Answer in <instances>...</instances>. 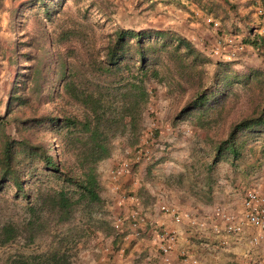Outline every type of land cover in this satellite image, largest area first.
Instances as JSON below:
<instances>
[{
    "label": "trees",
    "instance_id": "trees-1",
    "mask_svg": "<svg viewBox=\"0 0 264 264\" xmlns=\"http://www.w3.org/2000/svg\"><path fill=\"white\" fill-rule=\"evenodd\" d=\"M65 1L29 0L16 8L12 2L7 8L0 0V21L5 16L19 35L9 56L0 42V70L5 62L14 69L0 112V196L13 202L8 216L2 217L0 209V264H77L98 238L110 239V249L119 252L128 237L130 243L144 236L155 239L156 230H169L143 217L144 208L155 202L146 203L139 192L125 193L132 209L113 218L102 196L100 167L115 155L116 141L124 139L133 151L141 150L153 85L164 88L170 100L172 128L188 116L193 136L206 133L205 141L193 138L187 166L193 177L183 181L189 174L181 175L176 181L192 195L195 209L214 205L212 172L219 162L232 168L230 180L239 183L234 188L243 199L248 189H258L252 183L264 160V71L232 73L229 66L235 60L213 61L212 51L206 54L173 31L125 27L113 16L111 0H72L64 8ZM207 1L208 10L197 7L206 17L243 20L248 32L243 44L264 62V37L255 31L264 15L254 21L249 12L239 14L234 0ZM145 2L139 0L137 6ZM254 4L263 7L264 0H247L243 8ZM153 8L147 3L149 13ZM39 14L45 28L41 40L26 30L16 32ZM94 15L113 21L115 28L97 31ZM216 56L226 58L223 51ZM209 67H214L211 75ZM153 132L158 136L159 131ZM129 166L122 158L110 176L122 177ZM160 203L155 209L166 216ZM240 212L241 220L243 201ZM214 230L225 236L224 230ZM153 241L159 255L173 251L174 246L164 254L165 243ZM242 261L258 262L251 256Z\"/></svg>",
    "mask_w": 264,
    "mask_h": 264
},
{
    "label": "rangeland",
    "instance_id": "rangeland-1",
    "mask_svg": "<svg viewBox=\"0 0 264 264\" xmlns=\"http://www.w3.org/2000/svg\"><path fill=\"white\" fill-rule=\"evenodd\" d=\"M27 1L29 0H4V5L9 8L13 2L15 5L13 7L16 8ZM111 1L114 2V6L111 8L113 16L125 27H131L136 30L147 29L173 31L188 40L190 39L188 38V35L190 34V36L195 37V45L199 49L204 48L206 54H209V51L212 49L223 51L226 58H221L220 56L211 53L212 57H209L213 61L218 60V58L235 60V63L237 64L229 66V70L232 73L247 74L250 69H260L264 71V62L256 57L249 46L243 44L242 39L248 33L247 28L244 27L243 20L236 22L235 17L232 16L230 19H227L226 22H222L220 20V18L222 19V14L218 15V17L214 14L206 17L200 9V11L194 10V12H197V15H195L191 10L194 7L190 6L191 3L189 4L186 0H168L167 3H164L165 0H148V2L141 4V6H137L139 0ZM197 1L198 3L192 2L193 6L198 8L203 7L206 10L211 8L209 1ZM218 1L220 2V0ZM234 1L238 3L240 15L249 12L250 15H248L254 21L262 20V15L258 12V4H254L252 7L248 6L245 10L243 6L247 0ZM223 2L221 1L222 5ZM72 3V0H66L64 8L71 6ZM147 3H151L153 7L155 6L153 12L149 13L146 10ZM25 7L27 8L28 6ZM219 10L222 11V9ZM42 17L43 16L39 14L37 17L27 21L25 25L23 24L22 27L19 28L17 26L16 32L20 34L21 31L26 30L29 35L41 40L44 37L43 34L45 30ZM209 18L218 23V27L210 25L207 22ZM94 21L97 22L94 23ZM91 23H94L97 31L100 27H102V31L104 32H108L115 28L113 21H107L102 16L94 15L91 18ZM191 23L194 25H200L198 26V30L187 27V25ZM9 24L10 23H8L5 16L0 21V42L3 44L7 56L11 54L12 47L14 46V37L19 36L13 32L12 27ZM233 24L236 25L235 30ZM192 30L197 31L199 34L196 32V34L193 35L190 33ZM255 31L264 37V23ZM3 66L4 67L0 70V112L4 109L6 94L14 77V69L8 66L6 62L3 63ZM213 70L214 67L208 68L209 75L213 73ZM233 86L238 87L235 85ZM152 88L156 90V93L154 95L152 94L148 109L143 115L146 130L141 138V150H139V152L133 151L132 148L128 147L126 141L121 139L116 141L117 150L115 154L121 155L123 159H126L127 163L130 164V171L125 172L123 176H130L128 179L138 187L137 191L131 192V194L139 192L140 196L144 198L146 203L154 200V206H156L155 204L158 201H161V203L166 202L168 205L170 204L181 214L182 221L183 215L179 208L175 206L176 203L185 205L188 208L196 207L192 206V195L187 190L180 189V186L176 184V181H178L177 177L189 174V177L183 181H188L190 177H193L192 169L189 168L190 171L187 172V166L190 164L192 148L195 146L193 138H195V140L205 141L206 133L203 131H197L196 136H193L195 131L189 123L190 118L188 116L178 127L172 128L169 124L172 106H170V100L165 96V90L158 85H153ZM155 130L159 131L158 136L154 135L153 131ZM257 144L258 142L253 144L254 150H258ZM258 157L259 155L252 161L259 160ZM205 159H207V154L205 155ZM259 168V176L256 178L255 182L252 183V186L257 187L264 193V160L261 161ZM212 175L216 182V189L213 194L214 205L201 206L200 208L207 210V208L210 207L213 210V213L215 212L214 214H216L217 217H220L221 222L220 225H212V228L223 231L225 219L222 218V216H230L231 220L235 223L239 221L241 212L231 213L230 210L235 211L237 206H234L235 209H233L231 204H237L239 201L241 202L243 199V193L241 190L234 188V186L239 187V183L231 182L232 168L228 163L219 162L214 167ZM125 196H127V194H125ZM1 198L2 196H0V209L3 211L2 217L8 216L13 202L9 197V202L7 203ZM150 208L151 206L149 208L147 206L144 208L146 210L142 211L144 214L143 217H146L147 220H151L152 218L148 215L151 213ZM209 212L210 210L207 213ZM106 215L109 216L108 214ZM106 215L105 217H107ZM113 216L111 217L113 218ZM181 221L179 223H181ZM243 227L245 228V232H242L241 235L239 234V236L237 235L235 237L231 235L227 236L226 234L225 236H222L221 232L218 233L217 236H219L222 241L217 240L219 243H213L214 247L219 246L216 249L215 256L213 255L220 259L218 262L226 261V259L222 257V253L225 251L224 253L229 254L226 256L228 261L230 260L229 262L234 261L233 263L242 264V259L244 257L251 256L255 262L258 261L255 264H264V233L260 236L258 233H254L245 226ZM255 237L258 238L257 244L253 242ZM227 244L230 245L227 246ZM77 264L80 263L78 262Z\"/></svg>",
    "mask_w": 264,
    "mask_h": 264
},
{
    "label": "crops",
    "instance_id": "crops-1",
    "mask_svg": "<svg viewBox=\"0 0 264 264\" xmlns=\"http://www.w3.org/2000/svg\"><path fill=\"white\" fill-rule=\"evenodd\" d=\"M190 6L194 7L191 9L193 12L194 10H198L193 4H190ZM194 13L197 15L196 11ZM198 26L200 25H194L192 23L187 25V27L195 28V30H198ZM196 32L197 31L192 30L190 33L195 35ZM197 34L199 33L197 32ZM188 36L187 37L190 38L189 40L195 44V37L190 36V34ZM200 49L204 50V48ZM122 158L121 155L115 154L111 159L103 162L100 167V174L104 185L102 196H106L103 198L108 200L109 210L111 216L114 215L113 217L129 213L130 209H132V204L130 199L128 200L125 198L124 194L136 192L138 188L136 184L128 179L130 176L122 175V177H118L117 179H112L113 176H110V171L118 165V162L121 161ZM260 194L264 197V193L261 190ZM242 201L243 199L237 204L232 203L231 207H233V209H235L234 206L237 207L235 211L230 210V212H240ZM175 206L179 208L183 215L181 223H175L170 217L159 215L155 206H151V213L148 214L152 217L151 219H155L159 224H163L169 230L176 232L177 241L171 253L165 256L159 255L155 249L153 236L152 238L144 236V238L133 240L131 243L130 240L132 239L128 237V239L123 242V249H125L126 252H124L123 249L119 252H114L110 249V239L102 240V238H98L91 243V247L88 250L81 254L80 264H164L168 259L172 261V264H229L230 260L228 261L226 257L229 254L224 253L225 251L222 253V257H224L226 261L218 262L220 259L214 257L216 249L219 246L214 247L213 243L218 242L217 240L222 241V239L216 235L212 225H220V217H217L210 207L206 210L202 208H188L179 203H176ZM149 207L150 206H148V208ZM209 210L210 212L207 213ZM149 235L150 234H148V236ZM229 245L230 244H227V246ZM181 255H184L186 258L180 260L179 256Z\"/></svg>",
    "mask_w": 264,
    "mask_h": 264
},
{
    "label": "built area",
    "instance_id": "built-area-1",
    "mask_svg": "<svg viewBox=\"0 0 264 264\" xmlns=\"http://www.w3.org/2000/svg\"><path fill=\"white\" fill-rule=\"evenodd\" d=\"M258 12L263 16L264 15V5L263 7L259 6ZM207 22L213 27H218V23H216L213 19L209 18ZM212 54L218 55L220 54L219 49L212 50ZM137 201V200H136ZM244 210L245 213L243 218L238 222H233L230 216H222L225 219L224 221V231L227 236H239L241 233L245 232L246 228L252 230L254 233H258V235H262L264 233V197L260 194L259 190L248 189L244 193ZM170 205V204H169ZM166 202L160 203L161 210L164 211L165 215L170 217L175 223H179L181 221V214L178 213L175 207L169 206ZM143 219V218H141ZM145 222V221H143ZM154 237L158 245L163 244V252L167 254L171 247L176 242L177 235L174 231L164 230L162 232L155 231ZM258 238L255 237L253 242L257 244ZM161 241V242H159Z\"/></svg>",
    "mask_w": 264,
    "mask_h": 264
}]
</instances>
